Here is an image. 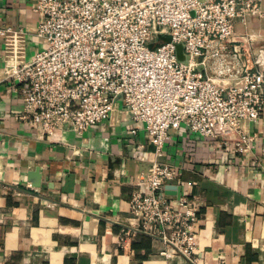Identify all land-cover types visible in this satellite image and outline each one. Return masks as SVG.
<instances>
[{
	"label": "crops",
	"instance_id": "0c3cea01",
	"mask_svg": "<svg viewBox=\"0 0 264 264\" xmlns=\"http://www.w3.org/2000/svg\"><path fill=\"white\" fill-rule=\"evenodd\" d=\"M35 0H0V26L22 28L25 57L44 45L35 34ZM261 16L236 20L229 47L264 65ZM166 39L168 36H165ZM0 37V264H264V109L243 124L252 138L206 137L184 124L160 152L117 100L110 117L81 133L63 123L46 133L19 117L22 101L3 71ZM153 161L176 166L181 194L198 204L190 257L159 237L134 234L129 199Z\"/></svg>",
	"mask_w": 264,
	"mask_h": 264
},
{
	"label": "built area",
	"instance_id": "2783aa9c",
	"mask_svg": "<svg viewBox=\"0 0 264 264\" xmlns=\"http://www.w3.org/2000/svg\"><path fill=\"white\" fill-rule=\"evenodd\" d=\"M262 0H35V34L44 45L25 57L22 28L0 26L3 71L19 93V117L50 133L63 123L81 133L110 117L120 100L143 124L160 152L169 129L184 124L206 137H239L250 146L243 124L264 109V65L241 60L232 41L235 22L261 16ZM168 36L156 48L148 42ZM181 43L186 59L176 54ZM180 183L176 166L153 161L140 173L129 199L136 232L159 237L162 251L190 257L195 247L198 204L165 192Z\"/></svg>",
	"mask_w": 264,
	"mask_h": 264
},
{
	"label": "water",
	"instance_id": "95a60500",
	"mask_svg": "<svg viewBox=\"0 0 264 264\" xmlns=\"http://www.w3.org/2000/svg\"><path fill=\"white\" fill-rule=\"evenodd\" d=\"M176 54H177L178 59L180 60L186 59L185 54L183 52V46L181 43L176 44ZM164 187H165L166 193L174 194L177 197L180 195V192H181L180 184H171V183L169 184L168 183V184H165Z\"/></svg>",
	"mask_w": 264,
	"mask_h": 264
},
{
	"label": "rangeland",
	"instance_id": "374dc122",
	"mask_svg": "<svg viewBox=\"0 0 264 264\" xmlns=\"http://www.w3.org/2000/svg\"><path fill=\"white\" fill-rule=\"evenodd\" d=\"M166 40L165 36H157L156 40L149 41L148 42V47L150 48H156V46L160 43Z\"/></svg>",
	"mask_w": 264,
	"mask_h": 264
},
{
	"label": "trees",
	"instance_id": "16d2710c",
	"mask_svg": "<svg viewBox=\"0 0 264 264\" xmlns=\"http://www.w3.org/2000/svg\"><path fill=\"white\" fill-rule=\"evenodd\" d=\"M165 38H166V37H165ZM138 233H144V232H140V231L136 232V234H138Z\"/></svg>",
	"mask_w": 264,
	"mask_h": 264
}]
</instances>
